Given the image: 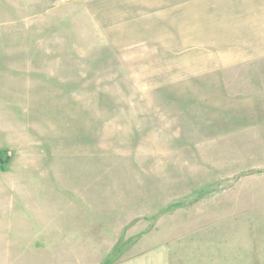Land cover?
I'll return each instance as SVG.
<instances>
[{"label": "rangeland", "instance_id": "374dc122", "mask_svg": "<svg viewBox=\"0 0 264 264\" xmlns=\"http://www.w3.org/2000/svg\"><path fill=\"white\" fill-rule=\"evenodd\" d=\"M96 1L0 0V264H264V58L165 84Z\"/></svg>", "mask_w": 264, "mask_h": 264}, {"label": "crops", "instance_id": "0c3cea01", "mask_svg": "<svg viewBox=\"0 0 264 264\" xmlns=\"http://www.w3.org/2000/svg\"><path fill=\"white\" fill-rule=\"evenodd\" d=\"M96 2L98 8L93 14L103 32L102 39L113 43L115 57L143 59L135 62L140 69L133 71L165 74V84L180 79L174 75L205 73L203 55L231 61L264 58V0ZM133 50L139 52L134 54ZM210 51L223 54L209 55ZM148 60L152 61L148 64ZM161 63L164 68L155 69ZM231 64L214 68L224 69ZM117 264H170L169 251L162 245Z\"/></svg>", "mask_w": 264, "mask_h": 264}, {"label": "trees", "instance_id": "16d2710c", "mask_svg": "<svg viewBox=\"0 0 264 264\" xmlns=\"http://www.w3.org/2000/svg\"><path fill=\"white\" fill-rule=\"evenodd\" d=\"M2 154L3 153L0 152V171H6L5 165L9 162V159H8V157L5 156V159L3 160L1 158Z\"/></svg>", "mask_w": 264, "mask_h": 264}]
</instances>
